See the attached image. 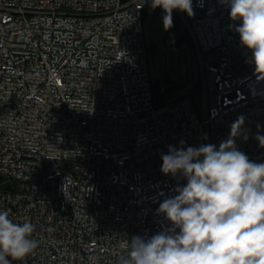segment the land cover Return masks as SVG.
Listing matches in <instances>:
<instances>
[{
	"label": "built area",
	"instance_id": "obj_1",
	"mask_svg": "<svg viewBox=\"0 0 264 264\" xmlns=\"http://www.w3.org/2000/svg\"><path fill=\"white\" fill-rule=\"evenodd\" d=\"M141 3L0 0V210L35 225L24 264H120L133 236L171 227L157 210L187 181L161 171L169 146L218 149L243 117L236 147L264 163V77L226 0L173 11L194 41L202 108L157 97Z\"/></svg>",
	"mask_w": 264,
	"mask_h": 264
},
{
	"label": "clouds",
	"instance_id": "obj_2",
	"mask_svg": "<svg viewBox=\"0 0 264 264\" xmlns=\"http://www.w3.org/2000/svg\"><path fill=\"white\" fill-rule=\"evenodd\" d=\"M226 2L230 19L241 22L235 28L240 43L251 52L258 76L264 77V0ZM149 3L153 10H163L165 30L173 26L174 10L194 15L193 0ZM242 125L243 117H238L218 149L214 144L186 150L169 146L161 171L187 181L157 210L171 227L150 238L133 236L120 264H264V163L237 149L235 137ZM257 140L264 147V136ZM9 216L0 210V264H24L38 246L35 225Z\"/></svg>",
	"mask_w": 264,
	"mask_h": 264
},
{
	"label": "rangeland",
	"instance_id": "obj_3",
	"mask_svg": "<svg viewBox=\"0 0 264 264\" xmlns=\"http://www.w3.org/2000/svg\"><path fill=\"white\" fill-rule=\"evenodd\" d=\"M163 16L161 8L153 10L149 5L144 30L156 95L169 102L192 94L202 78L196 49L191 48L187 36V25L181 17L173 15V26L165 30ZM173 85L176 89L168 91ZM200 100L202 108L203 94Z\"/></svg>",
	"mask_w": 264,
	"mask_h": 264
},
{
	"label": "trees",
	"instance_id": "obj_4",
	"mask_svg": "<svg viewBox=\"0 0 264 264\" xmlns=\"http://www.w3.org/2000/svg\"><path fill=\"white\" fill-rule=\"evenodd\" d=\"M148 7L145 9V12H144V21L146 18V12L148 10ZM187 36L189 38L191 48L195 51L194 41H193V38L189 32L187 33ZM202 88H203V84H202V81H200V83L196 86L195 91L192 94H189V95L193 96L197 106H199V104L201 102L200 97L202 94ZM174 89H176V86L173 85L168 89V91H173ZM158 94L161 96V91H158ZM162 97H163V95H162Z\"/></svg>",
	"mask_w": 264,
	"mask_h": 264
},
{
	"label": "water",
	"instance_id": "obj_5",
	"mask_svg": "<svg viewBox=\"0 0 264 264\" xmlns=\"http://www.w3.org/2000/svg\"><path fill=\"white\" fill-rule=\"evenodd\" d=\"M6 186H9V183H7Z\"/></svg>",
	"mask_w": 264,
	"mask_h": 264
}]
</instances>
